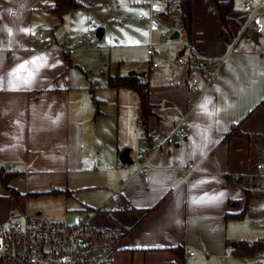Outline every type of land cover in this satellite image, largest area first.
Segmentation results:
<instances>
[{
    "label": "crops",
    "instance_id": "crops-1",
    "mask_svg": "<svg viewBox=\"0 0 264 264\" xmlns=\"http://www.w3.org/2000/svg\"><path fill=\"white\" fill-rule=\"evenodd\" d=\"M233 2L235 24L224 28L212 0H192L190 40L179 15L164 18L168 39L155 31V56L131 67L149 83L152 115L143 121L137 93L107 84L109 76L129 73L118 65L114 74L96 71L101 77L92 82L80 54L55 35L75 10L56 29L55 0H0V167L11 173L8 184L18 193L0 179V229L16 219H39L33 200L51 197L62 199V221L82 216L96 229L124 233L113 264H247L235 248L241 243L237 223L263 207L257 165H264V16L241 33L243 2ZM192 52L225 62L191 108L192 74L176 57ZM105 106L116 107L112 115L103 113ZM185 116V137L174 136L152 155L145 183L135 171L138 152ZM124 150L131 164L120 160ZM227 176L237 179L234 185ZM246 191L260 195L247 202ZM237 214L243 216L233 218Z\"/></svg>",
    "mask_w": 264,
    "mask_h": 264
},
{
    "label": "built area",
    "instance_id": "built-area-1",
    "mask_svg": "<svg viewBox=\"0 0 264 264\" xmlns=\"http://www.w3.org/2000/svg\"><path fill=\"white\" fill-rule=\"evenodd\" d=\"M245 12L243 31L253 27L255 21L264 16V0H242ZM147 13L139 14L138 18L147 22L149 40L147 55L154 56L155 31L159 32L161 39L166 40L169 33L165 30L164 18L179 15L176 0H149L146 4ZM39 44L45 43V35L37 34ZM93 33H86L83 42L91 45ZM71 53L73 51H70ZM225 62V58L204 57L192 52L176 57V63L185 67L191 74L189 88L196 95L191 108L210 86L215 76ZM152 67H158L153 62ZM187 116L179 119L174 128L166 135L154 134L152 148L138 152L135 171L143 176L145 183L150 182L149 171L152 168L151 157L170 144L174 136L184 138L183 131ZM101 158L92 161L98 166ZM192 171L193 165L187 166ZM257 175L264 182V165H257ZM113 203L117 205L118 200ZM261 214V218L260 217ZM248 221L251 226L261 230L263 236L257 240H245L249 245L261 243L263 248L254 256V264H264V194L263 207L249 210ZM121 230H100L92 226L88 219L77 216L72 223L55 220L16 219L8 229H0V264H113L115 254L120 249L124 239Z\"/></svg>",
    "mask_w": 264,
    "mask_h": 264
},
{
    "label": "rangeland",
    "instance_id": "rangeland-1",
    "mask_svg": "<svg viewBox=\"0 0 264 264\" xmlns=\"http://www.w3.org/2000/svg\"><path fill=\"white\" fill-rule=\"evenodd\" d=\"M79 1L84 7L73 11L55 35L59 39L66 38L70 46L75 49L76 54H80L81 66L86 70L84 76H87L92 82L97 83L99 81L97 77L101 76H97L95 74L96 71L104 70L105 74H107L110 70L114 74L119 65L120 72L127 74L132 72L131 67H133L134 61L147 64L148 24L138 18V14L147 13V8L144 4L147 0ZM98 28L104 29L101 40L95 37ZM88 32L94 34V38L90 40L91 45H86L83 42V36ZM64 34H67V36L64 37ZM183 38L182 34L181 39L177 41H182ZM166 42L168 46L173 45V41L171 40H167ZM154 45V49L158 50L159 47H157L155 39ZM165 52L167 53V50ZM115 108L105 106L102 111L105 115H112ZM33 203V206L35 205L41 212V217L36 220L62 221L58 217L61 216L59 213L63 209L62 199L55 200L51 197H42L41 199H34ZM35 216L33 215V217ZM248 217L249 213L243 220L237 223L240 232L236 241L257 240L263 236L261 230L250 225ZM70 220L68 219L67 222L72 223ZM197 262L196 264H240L239 260L232 262L231 260L220 259L210 262ZM186 264L191 263L186 262ZM247 264H252V260L248 259Z\"/></svg>",
    "mask_w": 264,
    "mask_h": 264
},
{
    "label": "trees",
    "instance_id": "trees-1",
    "mask_svg": "<svg viewBox=\"0 0 264 264\" xmlns=\"http://www.w3.org/2000/svg\"><path fill=\"white\" fill-rule=\"evenodd\" d=\"M178 10H179V16L178 21L181 23L182 30L185 31L188 40L191 38L192 34V23H193V6H192V0H176ZM212 3L214 4L215 8L217 9L221 25L224 28H227V26L230 23H234V20L229 17V14L233 12L234 10V2L233 0L229 1H220V0H212ZM83 4L79 0H55L54 7L51 10V13L56 17V24L55 28H59L63 22L64 18L73 10L81 9L83 8ZM108 87L112 89H130L137 93L139 100H140V108H141V118L142 120H147L149 116L152 115V106L149 103V83L147 81H141L140 78L137 76H121V75H115V76H109L108 77ZM97 112V111H96ZM11 173L6 172V170L3 167H0V179L2 186L4 189H6L8 192H10L14 196H18V193L12 189L9 186V180L11 178ZM237 179H234L230 176H227L226 183L229 185H234ZM50 194H56L58 191H51ZM41 194H37L36 196H39ZM247 202L251 200L254 196L260 195L257 192L253 191H246L245 192ZM243 214H237L233 216V218H241ZM263 248V245L261 243H255L253 245H249L246 242L238 243V246L235 248V251L238 252L239 257L244 258H253L255 254L260 251ZM173 252H175L178 256H183L182 249H174Z\"/></svg>",
    "mask_w": 264,
    "mask_h": 264
},
{
    "label": "water",
    "instance_id": "water-1",
    "mask_svg": "<svg viewBox=\"0 0 264 264\" xmlns=\"http://www.w3.org/2000/svg\"><path fill=\"white\" fill-rule=\"evenodd\" d=\"M103 34H104V29L103 28H98L96 30V33H95V37L99 40H101L103 38ZM256 34V33H255ZM178 37V33L175 32L173 35H172V39H175ZM130 76H138V77H143L145 75V73H136L134 71L132 72H129ZM120 160L122 161V163H127V164H131L132 163V160L128 157V150H124L120 156ZM233 246H236L235 243H233Z\"/></svg>",
    "mask_w": 264,
    "mask_h": 264
}]
</instances>
